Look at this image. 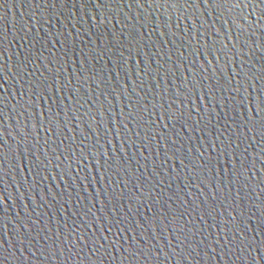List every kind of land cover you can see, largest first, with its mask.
I'll list each match as a JSON object with an SVG mask.
<instances>
[{
    "label": "water",
    "instance_id": "water-1",
    "mask_svg": "<svg viewBox=\"0 0 264 264\" xmlns=\"http://www.w3.org/2000/svg\"><path fill=\"white\" fill-rule=\"evenodd\" d=\"M0 264H264V0H0Z\"/></svg>",
    "mask_w": 264,
    "mask_h": 264
},
{
    "label": "snow or ice",
    "instance_id": "snow-or-ice-1",
    "mask_svg": "<svg viewBox=\"0 0 264 264\" xmlns=\"http://www.w3.org/2000/svg\"><path fill=\"white\" fill-rule=\"evenodd\" d=\"M233 220L235 219V217L232 218ZM25 239H27V237L25 236ZM177 239L179 240V237H177ZM185 239H188L187 237H185ZM21 243H23V241H21ZM28 243L31 245L32 244V241L31 240H28ZM202 243V242H201ZM217 243H219V241H217ZM251 246V245H249ZM169 247H171V244L169 243ZM28 251L31 253V249L29 248ZM70 251V249H69ZM162 251V250H160ZM43 254V253H42ZM53 254H55V252H53ZM143 254V253H142ZM191 254V253H190ZM198 254V253H197ZM31 255H35V253H31Z\"/></svg>",
    "mask_w": 264,
    "mask_h": 264
}]
</instances>
